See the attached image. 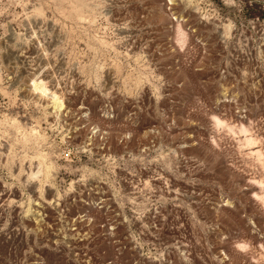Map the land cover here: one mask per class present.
Instances as JSON below:
<instances>
[{"label":"rangeland","instance_id":"rangeland-1","mask_svg":"<svg viewBox=\"0 0 264 264\" xmlns=\"http://www.w3.org/2000/svg\"><path fill=\"white\" fill-rule=\"evenodd\" d=\"M0 264H264V0H0Z\"/></svg>","mask_w":264,"mask_h":264},{"label":"bare ground","instance_id":"bare-ground-1","mask_svg":"<svg viewBox=\"0 0 264 264\" xmlns=\"http://www.w3.org/2000/svg\"><path fill=\"white\" fill-rule=\"evenodd\" d=\"M44 82V81H42ZM44 84V83H43ZM34 89L35 90H41V92H43V90H47L44 85L42 84H38V83H35V86L33 85ZM45 93V92H44ZM58 98V97H57ZM245 129V128H244ZM246 134V133H245ZM250 139V138H249Z\"/></svg>","mask_w":264,"mask_h":264}]
</instances>
